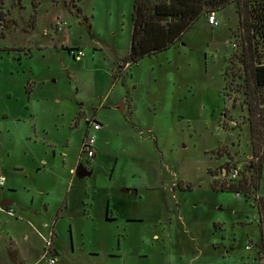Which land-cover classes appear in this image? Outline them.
<instances>
[{"label":"rangeland","instance_id":"obj_1","mask_svg":"<svg viewBox=\"0 0 264 264\" xmlns=\"http://www.w3.org/2000/svg\"><path fill=\"white\" fill-rule=\"evenodd\" d=\"M131 10L133 0H0V134L15 138L5 160L42 153L37 174L35 163L23 166L51 186V206L62 176L75 172L58 217L37 204L40 231L54 230L58 253L51 242L49 255L56 264H264L253 199L211 186L232 164L237 180L251 174L243 94L223 77L240 45L235 2L214 11L216 24L206 14L177 43L129 65ZM97 109L93 160L80 156L81 118ZM13 217L6 228L26 264H46L42 238Z\"/></svg>","mask_w":264,"mask_h":264},{"label":"trees","instance_id":"obj_2","mask_svg":"<svg viewBox=\"0 0 264 264\" xmlns=\"http://www.w3.org/2000/svg\"><path fill=\"white\" fill-rule=\"evenodd\" d=\"M232 1L236 5L240 45L237 51L231 52L223 77L228 90L243 94L252 152L246 171L251 174H243L237 180V176L232 177L229 172V178L214 179L211 186L214 190L230 189L235 194L252 198L264 234V197L257 194L264 161V0H133L132 35L124 60L130 65L139 57L168 48L177 43L200 17L221 11ZM226 163L229 164V160ZM231 166L237 169L234 164ZM53 236L51 229V242ZM61 264L68 263L63 261Z\"/></svg>","mask_w":264,"mask_h":264},{"label":"crops","instance_id":"obj_3","mask_svg":"<svg viewBox=\"0 0 264 264\" xmlns=\"http://www.w3.org/2000/svg\"><path fill=\"white\" fill-rule=\"evenodd\" d=\"M122 104H123L122 110H126L127 107L125 105V101ZM82 111L84 113L83 107H82ZM99 113H100L99 109L95 110L93 115L90 114L89 111L87 115L85 114V116L81 118V120L83 119L84 123H87L86 119L88 117L91 116L95 117L96 115L99 116ZM96 120L99 121L100 119H96ZM34 124L36 125V123ZM79 125H80V121L79 124L77 123V127ZM42 129H45V127H42ZM82 139L83 138L81 136L80 145L82 143ZM49 141L51 144L52 143L51 139L50 140L47 139L45 143H48ZM14 142H15V138L12 135L6 134L2 136L0 134V174L5 176L4 185L0 187V264H26L25 259L22 257L23 253L21 247L19 246L17 241H15L16 237L9 230L8 227L6 228L7 224H11L15 222V220L17 219L13 217L14 215H18L19 217L26 219L27 223L29 224L28 227H30L31 229L30 230L31 233L33 231H35V233L37 232L38 234L37 233L36 234L42 238V240L44 241L43 243L45 245V241L50 238L51 230L50 233L48 232L47 234H43L41 232L42 230L40 231L37 222H35L36 220H34V216L36 212L39 210L37 204H40V209H42V211L47 210L48 207L51 209V211L54 210L55 215L58 217L60 215V212L63 211V209L67 206L66 195H68V189H69L68 186L72 182L75 174L73 167L70 166L68 169V173L70 174V176H62V178L60 179L59 186L61 187L58 188L60 194L56 196V202H54V204L51 206L49 202V198L51 195V186L48 184L47 181H44L43 178L40 179L39 181L37 180L38 184L32 182V178H33L32 172H28V170L25 169L23 166V163L26 160H28V162L35 163V166L37 167L34 173L37 174L38 171H41L42 168L45 166L46 158L43 156L42 153H38L36 151H33L32 153L23 152L22 154L17 156L16 158L17 161L7 162V160L5 159L11 157V151L9 145H13ZM96 149L97 147H95V155L93 157L94 159L92 158L93 160L96 159ZM1 150L4 152H1ZM61 161H63L62 163L65 162L64 159H62ZM93 162L92 164L94 165L96 162L95 163ZM138 187H139L138 184L136 183L132 184L131 182H126L121 184V188H124V190L126 191L128 190L137 191ZM236 198H241V195ZM24 205H27V207ZM107 206L109 212V203H107ZM8 208H11V211L13 213L12 215L3 210ZM108 212L105 213V217L107 219H110ZM47 224L48 223H44V225ZM23 237L27 238L28 236L25 233ZM54 242H55L54 239H52L55 252L58 253L57 251L58 249L56 245H54L55 244ZM57 257H60V255Z\"/></svg>","mask_w":264,"mask_h":264},{"label":"built area","instance_id":"obj_4","mask_svg":"<svg viewBox=\"0 0 264 264\" xmlns=\"http://www.w3.org/2000/svg\"><path fill=\"white\" fill-rule=\"evenodd\" d=\"M215 12H211L208 14L207 16V22L209 24H216L217 23V19L216 16L214 14ZM73 56L80 59L83 55L84 52L81 50H77V52H73ZM87 125H88V129H87V133H85L83 139H82V143H81V149H80V156H85L86 158H90L92 159L95 155V142H96V138H95V133H91L90 129H93L94 131L99 130L101 128V124L98 120L95 119V117L93 118H89L87 120ZM237 169H232V177H236L237 176ZM5 176L0 174V187H2L4 185V179ZM236 197H239L241 194L236 193L235 194ZM5 212L10 213L11 215L13 214L11 211V208L8 209H3ZM50 246H51V238H49L48 240L45 241V245H44V258L47 264H56V259L53 256H50Z\"/></svg>","mask_w":264,"mask_h":264},{"label":"water","instance_id":"obj_5","mask_svg":"<svg viewBox=\"0 0 264 264\" xmlns=\"http://www.w3.org/2000/svg\"><path fill=\"white\" fill-rule=\"evenodd\" d=\"M123 108V106L121 107V109Z\"/></svg>","mask_w":264,"mask_h":264}]
</instances>
